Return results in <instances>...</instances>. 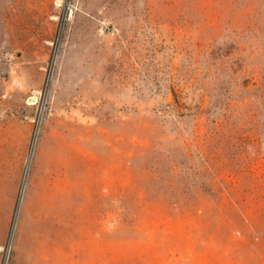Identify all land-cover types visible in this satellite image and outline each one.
<instances>
[{"label": "rangeland", "instance_id": "rangeland-1", "mask_svg": "<svg viewBox=\"0 0 264 264\" xmlns=\"http://www.w3.org/2000/svg\"><path fill=\"white\" fill-rule=\"evenodd\" d=\"M0 264H264V0H0Z\"/></svg>", "mask_w": 264, "mask_h": 264}]
</instances>
